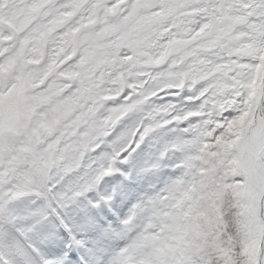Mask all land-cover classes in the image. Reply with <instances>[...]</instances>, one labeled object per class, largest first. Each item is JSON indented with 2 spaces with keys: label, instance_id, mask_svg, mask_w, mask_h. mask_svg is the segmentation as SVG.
Here are the masks:
<instances>
[{
  "label": "snow or ice",
  "instance_id": "obj_1",
  "mask_svg": "<svg viewBox=\"0 0 264 264\" xmlns=\"http://www.w3.org/2000/svg\"><path fill=\"white\" fill-rule=\"evenodd\" d=\"M0 264H264V0H0Z\"/></svg>",
  "mask_w": 264,
  "mask_h": 264
}]
</instances>
